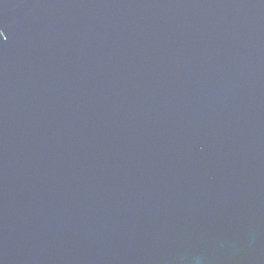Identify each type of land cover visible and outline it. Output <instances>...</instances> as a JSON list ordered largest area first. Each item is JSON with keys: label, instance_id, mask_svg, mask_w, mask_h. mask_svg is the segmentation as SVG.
<instances>
[{"label": "water", "instance_id": "95a60500", "mask_svg": "<svg viewBox=\"0 0 264 264\" xmlns=\"http://www.w3.org/2000/svg\"><path fill=\"white\" fill-rule=\"evenodd\" d=\"M0 264H264V0H0Z\"/></svg>", "mask_w": 264, "mask_h": 264}, {"label": "snow or ice", "instance_id": "6c2138e0", "mask_svg": "<svg viewBox=\"0 0 264 264\" xmlns=\"http://www.w3.org/2000/svg\"><path fill=\"white\" fill-rule=\"evenodd\" d=\"M0 35H3V33H0Z\"/></svg>", "mask_w": 264, "mask_h": 264}]
</instances>
